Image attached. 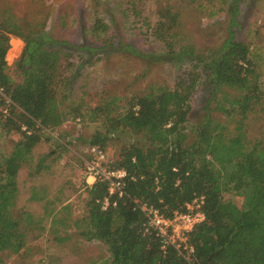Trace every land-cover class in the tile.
Listing matches in <instances>:
<instances>
[{
	"label": "trees",
	"instance_id": "obj_1",
	"mask_svg": "<svg viewBox=\"0 0 264 264\" xmlns=\"http://www.w3.org/2000/svg\"><path fill=\"white\" fill-rule=\"evenodd\" d=\"M236 6L229 36L204 55L183 38L180 14L172 6L157 9L153 27L132 8L134 18L151 28L164 49L141 56L156 63L186 61L190 69L172 89L154 87L125 105L105 100L92 109L66 104L60 87L68 79L61 66L71 49L91 55L99 48L70 46L53 38L45 24L23 22L0 9V128L19 137L0 158V255H16L26 245V231L13 208L17 176L33 148L53 138L66 122L87 118L99 124L88 146L103 153L110 137L135 136L116 160L105 164L126 172L122 195H110L105 182L86 185L82 236L102 242L111 264H264V137L252 138L248 130L250 115L263 111L264 87L257 72L260 56L249 43L236 40L232 30ZM106 31L96 13L92 35L98 39ZM11 38L23 43L14 65L18 82L7 72ZM115 50L140 56L125 44ZM203 84L211 96L193 130L195 139L188 142L191 101ZM230 192L242 198L241 208L224 200ZM195 198H203L205 221L189 235L194 254L187 261L171 247L162 251L156 237L144 234L138 206H153L169 218Z\"/></svg>",
	"mask_w": 264,
	"mask_h": 264
},
{
	"label": "rangeland",
	"instance_id": "obj_2",
	"mask_svg": "<svg viewBox=\"0 0 264 264\" xmlns=\"http://www.w3.org/2000/svg\"><path fill=\"white\" fill-rule=\"evenodd\" d=\"M163 5L180 14L179 31L202 55L220 47L229 36L230 12L237 5V27L232 30L236 40L246 41L260 56L257 72L264 87V0H0L1 10L10 11L23 22L45 24L53 38L70 46L99 48L91 55L71 49L61 66V74L68 79L60 87V95L68 97L66 104L90 109L105 100L125 105L131 97L144 96L154 87L172 89L190 69L186 61L156 63L141 56L158 55L164 49L151 28L134 18L131 9H137L153 27L156 11ZM96 13L107 27L98 39L91 33ZM118 44L131 46L140 56L115 50ZM22 48L20 39L11 38L6 61L7 72L15 82L19 78L14 65ZM210 96L203 84L192 98L188 142L195 139L193 130L202 120ZM259 110L248 121L252 138L264 137V106L262 112ZM98 129L99 124L87 118L82 122L70 120L53 138L33 148L18 173L19 192L13 208L26 231V245L16 255H0V264H111L102 242L87 241L82 236L87 215L84 162L93 158L88 144ZM18 138L0 128V158L12 151ZM133 138L128 133L110 137L102 152L105 163L116 160L121 148ZM224 200L242 206V198L232 192L224 194Z\"/></svg>",
	"mask_w": 264,
	"mask_h": 264
},
{
	"label": "built area",
	"instance_id": "obj_3",
	"mask_svg": "<svg viewBox=\"0 0 264 264\" xmlns=\"http://www.w3.org/2000/svg\"><path fill=\"white\" fill-rule=\"evenodd\" d=\"M90 151L93 158L84 162L86 185L92 186L97 181L105 182L110 195L121 196L126 172L108 168L100 150L91 148ZM202 206L203 198H195L185 205V211L174 212L171 217L166 218L153 206L139 204L138 208L144 216V234L156 237L162 251L171 247L183 259L191 261L194 248L189 243V235L205 221Z\"/></svg>",
	"mask_w": 264,
	"mask_h": 264
}]
</instances>
